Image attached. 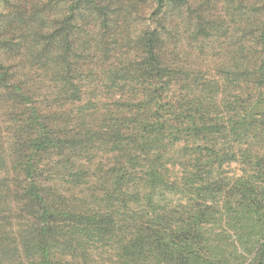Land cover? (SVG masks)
<instances>
[{
  "label": "rangeland",
  "instance_id": "1",
  "mask_svg": "<svg viewBox=\"0 0 264 264\" xmlns=\"http://www.w3.org/2000/svg\"><path fill=\"white\" fill-rule=\"evenodd\" d=\"M90 1L94 4L89 3V10H84V15H76L72 24L70 48L74 70L71 75L80 87L81 98L70 101L60 81L65 67L57 58L60 48L40 52L43 44L40 36L52 31L67 15L70 0H0V63L8 70L4 82L8 87L0 77L2 264H17L14 247L22 225L29 219L30 207L20 200L27 181L19 164L24 153L20 143L29 136L24 130L30 103L56 128L66 126V129L75 127L77 130L81 126L89 130L91 126L96 131L100 125L115 122L124 130L128 127V118L135 113L129 111V105L143 104L151 89L146 86V76L140 68L144 56L141 38L150 31L159 33L156 51L160 58L178 73L176 84L169 86L168 94L172 98L184 96V102L191 107L202 103L211 117L220 120L231 114L226 107L234 105L236 95L245 97L256 92L250 83L252 80L246 83L240 78L241 82L230 83L226 73L244 68L252 70L259 63L257 52L262 49L259 31L264 25V0H164L162 7L157 6L158 0ZM55 44L60 46V41ZM127 68H131V73ZM245 79L251 78L246 76ZM10 86L27 93L29 102L22 103L20 96L13 98ZM152 113L153 108L148 106L145 112L139 111V117L146 119ZM252 135L242 147L255 145ZM208 139H215L223 150L239 147L230 136L215 135ZM163 141L168 144L170 138L164 137ZM198 143L212 144L194 137L184 142L180 137L174 145H169L163 162L170 179L175 178L180 187L154 196L157 208L178 214L183 208L196 209L195 203L204 200L202 206L208 211L201 223L205 255L215 262L220 259L224 264H256L254 245L264 234V175L252 173L241 160L227 158L209 178L218 183L214 199L198 196L194 188L181 186L183 177L192 169V151ZM116 153L110 143L99 140L90 153L88 149L87 153L73 159L74 168L65 167L61 156L52 155L50 159L42 156L38 169L58 173L52 186L71 199V205L75 204V199L89 205L91 187L100 179L96 173L115 163L119 157ZM244 169L251 175L249 181L255 185L257 200L262 201L260 222L251 213L236 212L240 194L234 182L243 174L247 179ZM70 170L86 173L80 186L70 182ZM4 182L8 186L5 187ZM146 191L145 187L140 189L141 194ZM110 249L92 250L86 264L88 261L89 264H118ZM64 257L71 261L68 255Z\"/></svg>",
  "mask_w": 264,
  "mask_h": 264
},
{
  "label": "trees",
  "instance_id": "2",
  "mask_svg": "<svg viewBox=\"0 0 264 264\" xmlns=\"http://www.w3.org/2000/svg\"><path fill=\"white\" fill-rule=\"evenodd\" d=\"M89 3L94 4V1L70 0L67 15L52 31L40 36L41 53L60 48L57 58L65 64L60 81L70 101L81 98L80 87L71 75L74 70L70 48L72 24L76 15H84V10H89ZM162 5L164 0H158L157 6ZM259 39L262 49L257 52L259 63L256 67L226 73L230 83L241 82L240 78L246 83L252 80L250 83L256 92L245 97L236 95L234 105L226 107L231 114L225 119L211 117L202 103L191 107L184 102V96L174 99L168 94L169 86L177 82L178 73L156 51L160 41L156 31L147 32L141 38L144 56L140 68L146 76V86L151 89L143 104L129 105V111L135 113L128 118L126 130L115 122L100 125L96 131L91 126L89 130L81 126L77 130L75 127L66 129V126L56 128L36 105L30 103L24 130L29 136L20 143L24 153L19 164L27 181L20 200L25 201L30 211L28 221L19 231L18 244L14 252L12 250L13 256L18 258L17 264L25 261L28 264H81L80 260L86 264L92 250L107 247L111 248L112 256L117 257L118 264H224L220 259L215 262L205 255L202 247L201 223L208 214L207 207L201 203L204 200L195 203L196 209L183 208L180 213L171 214L164 209L158 210L161 208H157L154 196L180 187L175 178L170 179L163 162L168 147L180 137L184 142L193 137L212 142L210 146L196 145L192 151V169L181 183L185 188H194L198 196L214 199L218 183L209 178L227 158L241 160L252 173L264 175V25ZM58 40L60 46L55 44ZM128 69L127 72L131 70ZM7 71L0 63L1 82L5 86ZM246 76L251 79H245ZM9 91L14 94L13 98L20 96L22 103L29 102L27 93H20L14 86H10ZM148 106L153 108L152 115L146 119L139 117V111L145 112ZM251 133L255 145L242 147ZM215 135L230 136L239 147L223 150L215 139L209 141L208 138ZM164 137L170 138L168 144L164 143ZM99 140L110 143L119 157L106 170L100 168L96 173L100 179L91 187L89 205L77 199L71 205V199L52 186L58 173L52 169H38V162L42 156L50 159L57 155L63 158L65 167L74 168L71 166L73 159L87 153L88 149L90 153ZM68 176L74 186H80L86 173L70 170ZM245 176L247 179L243 174L234 182L240 194L236 212L251 213L260 222L262 201L254 194L255 185L249 181L251 175L245 172ZM3 185L6 187L8 183ZM143 187L148 191L141 194ZM66 255L71 261L64 259ZM253 257L256 264H264V234L254 245Z\"/></svg>",
  "mask_w": 264,
  "mask_h": 264
}]
</instances>
